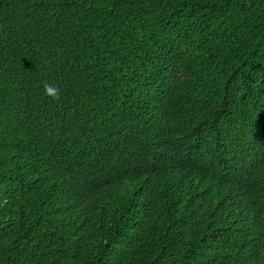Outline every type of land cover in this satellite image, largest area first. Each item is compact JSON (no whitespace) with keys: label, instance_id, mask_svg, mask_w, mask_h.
I'll list each match as a JSON object with an SVG mask.
<instances>
[{"label":"trees","instance_id":"1","mask_svg":"<svg viewBox=\"0 0 264 264\" xmlns=\"http://www.w3.org/2000/svg\"><path fill=\"white\" fill-rule=\"evenodd\" d=\"M240 121L264 133V0H0V264H264L263 202L209 209L221 147L176 139Z\"/></svg>","mask_w":264,"mask_h":264},{"label":"clouds","instance_id":"2","mask_svg":"<svg viewBox=\"0 0 264 264\" xmlns=\"http://www.w3.org/2000/svg\"><path fill=\"white\" fill-rule=\"evenodd\" d=\"M43 88L46 96L53 100H59L60 90L58 88L48 83H45ZM227 137L228 142H223L224 140L205 131L202 134L197 133L194 139L180 135H177L176 139L179 147L188 153V163L195 166L212 164L204 157L211 153L216 145L221 147L220 159L215 162L216 164H212L205 193L209 209L212 211L220 209L226 216H235L247 206H252L255 209L257 203L263 202L264 204V192L259 194L257 200L252 196L253 187L261 181L264 183V167L257 169V166L255 167L245 159V155L249 154L252 148H258L264 152V133L260 126L240 121L238 128ZM189 144L192 145V149L187 147ZM171 150L174 148L165 142L158 152L159 159L169 160L166 165L161 167L162 170L173 169L177 162V156ZM175 151L177 150L175 149ZM135 154V146L128 141L123 145V152L120 156L121 158L131 157ZM190 154H192V162H189Z\"/></svg>","mask_w":264,"mask_h":264}]
</instances>
